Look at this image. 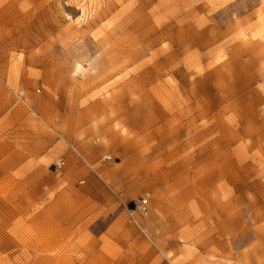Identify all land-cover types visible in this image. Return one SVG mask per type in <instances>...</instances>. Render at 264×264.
Masks as SVG:
<instances>
[{"label":"rangeland","instance_id":"374dc122","mask_svg":"<svg viewBox=\"0 0 264 264\" xmlns=\"http://www.w3.org/2000/svg\"><path fill=\"white\" fill-rule=\"evenodd\" d=\"M0 264H264V0H0Z\"/></svg>","mask_w":264,"mask_h":264},{"label":"built area","instance_id":"2783aa9c","mask_svg":"<svg viewBox=\"0 0 264 264\" xmlns=\"http://www.w3.org/2000/svg\"><path fill=\"white\" fill-rule=\"evenodd\" d=\"M148 199L147 198H142L138 204V210L141 212V213H146L147 211V207H148Z\"/></svg>","mask_w":264,"mask_h":264}]
</instances>
